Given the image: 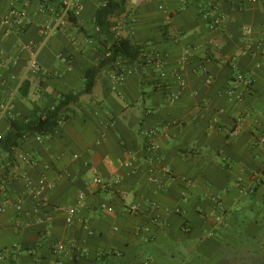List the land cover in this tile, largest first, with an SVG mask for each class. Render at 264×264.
<instances>
[{
    "label": "crops",
    "instance_id": "obj_1",
    "mask_svg": "<svg viewBox=\"0 0 264 264\" xmlns=\"http://www.w3.org/2000/svg\"><path fill=\"white\" fill-rule=\"evenodd\" d=\"M82 1L76 22L45 36L42 25L60 0H0L3 12L26 4L29 12L25 26L0 25V104L14 95L16 120L26 122L75 97L62 108L65 122L41 142L34 133L10 138L11 121L0 115V179H8L0 205L9 200L0 212V253L6 254L0 264H53V244L70 240L88 249L83 264H264V145L254 144L264 136V0H125L104 33L95 22L101 0ZM207 10L226 15L220 34L211 30ZM244 27L252 29L255 55L241 54ZM117 37L168 53V84L155 86L144 66L118 83L108 64L84 92L88 69L100 64ZM27 44L44 72H28ZM193 45L200 49L182 74L186 88L171 100L179 88L171 73ZM233 60L255 75L241 102L225 92ZM239 114L244 122L231 137ZM149 127L158 128V165L172 170L157 172L161 183L149 172L143 134ZM12 144L39 161L25 165L23 177L10 173ZM94 171L119 182L89 194ZM27 179L53 188L34 199ZM81 192L86 196L78 203ZM132 204L140 212L127 211ZM56 206L76 207L74 222ZM59 264L76 260L69 253Z\"/></svg>",
    "mask_w": 264,
    "mask_h": 264
},
{
    "label": "built area",
    "instance_id": "obj_2",
    "mask_svg": "<svg viewBox=\"0 0 264 264\" xmlns=\"http://www.w3.org/2000/svg\"><path fill=\"white\" fill-rule=\"evenodd\" d=\"M109 0H101V6H106L108 4ZM84 9L83 1L82 0H60V8L58 11L55 12L51 16L49 20L46 21L42 25V33L45 36L52 35L55 31L62 29L70 20H72V17H79ZM44 10V7H43ZM212 11L207 10L204 13V16L208 19H213L210 22V28L211 30L217 32L220 34L224 28V25L227 21L226 15L220 14L217 16H212ZM29 21V12L27 4L24 8L18 9L15 7H12L8 11H1L0 10V25L5 26L6 28H12V27H22L27 24ZM98 30H100L99 27H97ZM252 29L250 27H244L243 33L245 35V42L243 45V48L241 49L242 55H255L256 51L253 49V44L250 38ZM124 38V37H117V39ZM216 38L210 39L209 43L216 45L217 41ZM23 49H27L31 57L28 60V67L27 70L29 73H41L44 72V68L41 65V63L38 60L37 52L35 47L32 44H27L22 47ZM198 45L193 46H187L184 48L182 54L179 57L178 65L174 68L173 72L171 73L174 75L175 79L177 80L179 84V88L177 91L173 92L170 95L171 100H176L180 97V95L183 93L184 89L186 88V80L182 76L183 72L186 70V68L189 66V63L191 61V58L194 55L195 50H199ZM106 57L110 56V51L107 50L105 53ZM169 59V54L165 52H161L158 49L150 50L146 49V47L142 48V52L139 56V60L142 61L141 65L146 67L149 71L150 77L154 83L155 86L159 88H164L168 84V75L169 72L167 70V61ZM120 61H117V65H120ZM232 67L234 69L233 76L231 78L230 84L226 88L225 92L229 99H231L234 102H241L245 99L246 95L250 90L252 89L254 83H255V75L251 71H243L239 70L237 68V63L233 60ZM135 71V68H131L129 66L122 65L120 67V70L115 71L114 78L116 82L120 83L127 79V77ZM212 76L208 75L207 77V83H212ZM34 96V93H33ZM36 96V95H35ZM57 105H53L50 107V110H54ZM15 96L9 95L7 98H5L2 103L0 104V115L3 117L8 118L10 121L16 120V114H15ZM44 116V115H41ZM66 116L64 114L61 115L59 119V125L65 122ZM244 122V115L239 114L235 117V124L230 129L229 135L231 137H235ZM57 130V129H56ZM55 130V131H56ZM54 131V132H55ZM158 128L157 127H149L144 129L143 134L146 138V151L148 153V159L151 163L150 168V174L151 179L155 182L161 183L158 173L161 172L166 175H171L172 170L168 165H158L161 161V157L157 154V138ZM29 134L26 133L24 137L28 136ZM52 135V133L48 134H39L36 133L35 139L39 142L43 141V139L48 138ZM2 138V135H0V139ZM255 145H264V136H260L255 139L254 141ZM12 150L16 152L14 161H11L9 163L10 167V173L12 176L14 175H22L25 176L23 173V168L25 165L30 166H37L39 164V161L34 158L33 156L29 155L28 153H25L23 151L18 150L17 146H13ZM0 179V193H5L8 190L7 181ZM119 179H109L102 177L97 171H94V175L89 178L88 180V193L94 194L102 189H111L113 188V185L115 183H118ZM26 187L29 192V194L34 199H41V197L46 193L47 191L51 190L53 188V184L47 181H41L38 183H34L32 180L27 179L26 181ZM255 191V187L250 188L247 190L249 193H253ZM86 196L85 192H81L78 196V203H83L84 198ZM8 198L5 197L4 202L2 205H0V212L5 209L6 204H8ZM155 204V203H153ZM154 206V205H153ZM103 208L108 211H113V208L110 206L103 205ZM54 210H60L65 211L67 213V223L72 224L75 219V215L77 213L76 207H61L56 206L54 207ZM141 207L139 204H132L127 207V211L131 213H138L140 212ZM179 211V210H178ZM148 228H146L147 230ZM141 230V229H139ZM29 252H33L32 250H29ZM53 253L57 258V261H55L53 264H59L60 259L69 253H72L74 259L76 260V264H83L80 262V259L83 256H87L89 251L88 249L80 244L77 241L70 240L68 242L64 241H57L53 244ZM6 254L0 253V258H3Z\"/></svg>",
    "mask_w": 264,
    "mask_h": 264
},
{
    "label": "trees",
    "instance_id": "obj_3",
    "mask_svg": "<svg viewBox=\"0 0 264 264\" xmlns=\"http://www.w3.org/2000/svg\"><path fill=\"white\" fill-rule=\"evenodd\" d=\"M125 0H109L106 6H101L96 13L95 22L96 25L100 28L101 32H108L110 29L111 23L109 21L110 16H112L120 5ZM72 20L76 22V17H72ZM143 45L133 43L129 38H120L116 39L109 48H106L103 51V58L100 64L96 67H91L86 73V84L84 92H90L95 84V75L105 65L110 64L112 67H115L120 70L122 65L133 66L136 68L137 65L141 64L142 61L139 60V56L142 52ZM110 51V56L106 57V51ZM117 61H120V65H117ZM73 97H66L61 101L54 110H48L44 113V116H37L32 120L26 122L13 120L11 121L14 134L10 138H19L24 137L26 133H39V134H48L53 133L59 126V119L61 117L62 108L68 104L70 101L74 100ZM21 131V132H20ZM20 132V133H19ZM16 145V144H12Z\"/></svg>",
    "mask_w": 264,
    "mask_h": 264
},
{
    "label": "water",
    "instance_id": "obj_4",
    "mask_svg": "<svg viewBox=\"0 0 264 264\" xmlns=\"http://www.w3.org/2000/svg\"><path fill=\"white\" fill-rule=\"evenodd\" d=\"M141 68H142V65L139 64V65L137 66V70H138V71H141Z\"/></svg>",
    "mask_w": 264,
    "mask_h": 264
}]
</instances>
